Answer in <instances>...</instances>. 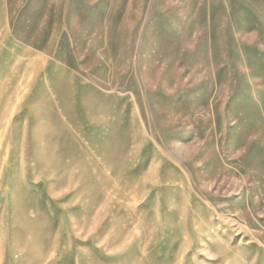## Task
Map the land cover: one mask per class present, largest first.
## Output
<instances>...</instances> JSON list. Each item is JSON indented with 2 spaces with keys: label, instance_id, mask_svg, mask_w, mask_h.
<instances>
[{
  "label": "rangeland",
  "instance_id": "rangeland-1",
  "mask_svg": "<svg viewBox=\"0 0 264 264\" xmlns=\"http://www.w3.org/2000/svg\"><path fill=\"white\" fill-rule=\"evenodd\" d=\"M0 264H264V0H0Z\"/></svg>",
  "mask_w": 264,
  "mask_h": 264
}]
</instances>
